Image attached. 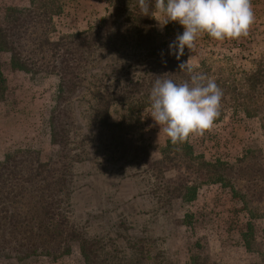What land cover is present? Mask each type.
Returning a JSON list of instances; mask_svg holds the SVG:
<instances>
[{"label": "trees", "instance_id": "trees-1", "mask_svg": "<svg viewBox=\"0 0 264 264\" xmlns=\"http://www.w3.org/2000/svg\"><path fill=\"white\" fill-rule=\"evenodd\" d=\"M106 3L109 12L98 24L59 37H55V18L63 14V0H30L26 7L8 8L0 22V55H9L11 69L32 82L56 79L46 125L57 149L47 162L31 149L11 150L0 158V264L56 262L71 255L74 245L82 264H165L166 255L157 241L145 230L129 227L126 214L120 211L130 201L117 202V187L100 192L87 180L92 174L84 171L85 163L109 168L102 175L110 178L117 172L123 180L138 178L145 189L138 195L154 200L156 215L172 209L175 202L191 205L206 186L229 190L248 216L241 234L244 247L262 256L257 264H264V231L260 242L255 226L264 219V202L255 197L253 188L239 182L240 177H251L253 185H263L264 190V169L253 167L259 149H248L235 164L220 159L210 162L196 152L190 134L176 144L168 140L161 158L152 162L126 142L129 136L143 139L142 111L150 108L154 81L182 83L191 74H204L222 89L220 114L214 123L233 112L259 120L264 128V53L252 60L248 70L229 58L210 56L191 66L189 73L179 67L187 61L186 48L177 59L169 54L165 38L177 34V22L165 25L166 35H162L156 13L144 16L137 0ZM7 92L0 60V103ZM169 169L176 173L173 183L166 178ZM84 194L91 197L89 218L105 220L115 215L106 226L125 233L117 232L118 237L124 236L125 249L115 240L110 244V240L104 243L88 237L75 221ZM138 195L133 198L137 200ZM187 264L211 263L197 254Z\"/></svg>", "mask_w": 264, "mask_h": 264}, {"label": "rangeland", "instance_id": "rangeland-1", "mask_svg": "<svg viewBox=\"0 0 264 264\" xmlns=\"http://www.w3.org/2000/svg\"><path fill=\"white\" fill-rule=\"evenodd\" d=\"M29 1L0 0V22L8 8L26 7ZM63 2V14L55 18V37L85 31L98 24L109 12L106 0ZM251 4L255 20L246 36L218 41L207 34H201L191 50L186 48L188 64L199 66L202 61L214 56L229 58L237 66L250 69L252 60L264 53V0H251ZM155 18L163 23V17L158 13ZM156 19L158 32L166 35L165 26L161 29ZM182 32L183 27L179 25L177 34L166 35L165 38L170 44ZM0 60L8 84L6 98L0 103V158L11 150L31 149L39 153L42 162H47L57 151L50 142L46 125L56 79H37L32 82L24 73L11 69L8 54H1ZM150 113L151 108L142 111L143 139L140 140L137 135L129 136L126 142L130 149L138 147L153 162L161 158L160 152L170 139L162 128L160 130ZM190 139L196 152L203 154L210 162L220 159L235 164L248 149H259V157L253 160V167L254 170L264 169V128L257 119H248L242 114L228 112L222 122L213 123L203 133L191 134ZM85 164L84 171L92 174L87 180L92 181L100 192L117 187L120 189L117 202L130 201L129 206L122 204L120 211L126 214L125 218L130 222L129 227L135 226L137 231L145 230L149 237L157 241L166 255L165 264H187L188 258L197 254L207 258L211 264H257L262 258L258 254L249 253L244 247L241 234L248 216L242 204L232 198L229 190L220 186H206L199 191L196 201L191 205L182 206L180 202H175L172 209L156 215L154 200L148 195H138L145 190L143 182L138 178L123 180L119 172L110 178L102 175L109 168ZM165 174L169 182L175 181L176 173L173 169L167 170ZM243 178L246 177H240V184H246L251 190L253 188L257 192L255 197L263 203V185H253L255 180L251 177L246 178V181H242ZM136 195L137 200L133 198ZM90 198L88 194H84L79 199L75 221L88 237H98L104 243L110 240V244H114L115 240L120 243L121 250L125 249L126 244L122 243L124 236L118 237L117 232L125 233L122 230L108 229L106 226L109 220L115 219V215H110V219L105 220H93L88 217L86 212L92 208L88 205ZM255 226L258 241L262 242L264 219L255 222ZM107 248L113 250L109 245ZM261 249L264 251V245ZM26 264H82V259L78 245H74L71 255L56 262L40 259Z\"/></svg>", "mask_w": 264, "mask_h": 264}, {"label": "clouds", "instance_id": "clouds-1", "mask_svg": "<svg viewBox=\"0 0 264 264\" xmlns=\"http://www.w3.org/2000/svg\"><path fill=\"white\" fill-rule=\"evenodd\" d=\"M144 16L158 13L161 29L178 22L183 32L169 44V54L177 59L185 48L191 50L201 34L223 41L248 34L255 15L251 0H137ZM180 69L192 73L188 61ZM222 89L204 74H191L177 83L172 79H156L150 90L151 117L173 144L183 142L190 134L203 133L219 116Z\"/></svg>", "mask_w": 264, "mask_h": 264}]
</instances>
